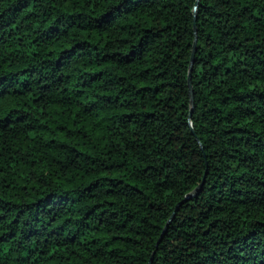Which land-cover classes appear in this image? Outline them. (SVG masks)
Instances as JSON below:
<instances>
[{
  "label": "trees",
  "instance_id": "obj_1",
  "mask_svg": "<svg viewBox=\"0 0 264 264\" xmlns=\"http://www.w3.org/2000/svg\"><path fill=\"white\" fill-rule=\"evenodd\" d=\"M153 252L264 264V0H0V264Z\"/></svg>",
  "mask_w": 264,
  "mask_h": 264
},
{
  "label": "water",
  "instance_id": "obj_2",
  "mask_svg": "<svg viewBox=\"0 0 264 264\" xmlns=\"http://www.w3.org/2000/svg\"><path fill=\"white\" fill-rule=\"evenodd\" d=\"M194 29H195V34H196V26L195 25H194ZM196 41H197V37L195 36L194 42H193V50H192V53H191V61H190L189 71H191L192 64H193V56H194V53H195V50H196ZM188 84H189L190 102H191V105H192L193 104V98H192V87H191V84H190V74L188 75ZM203 183H204V177H203L202 183L195 190H193L191 193H189L185 197V200L186 199H190L192 196L197 195L199 190L202 188ZM173 216H174V213L171 215V217L167 221L165 227L163 228V231H162V233L160 235V238L158 239V241L156 243V246H158V244L160 243L162 237L164 236V233L166 232V230L168 228V225H169L171 219L173 218ZM153 257H154V252H153L152 256L150 257L148 264L152 263Z\"/></svg>",
  "mask_w": 264,
  "mask_h": 264
}]
</instances>
